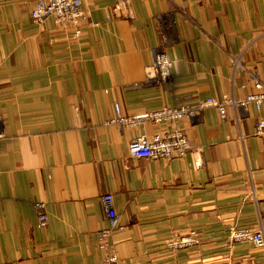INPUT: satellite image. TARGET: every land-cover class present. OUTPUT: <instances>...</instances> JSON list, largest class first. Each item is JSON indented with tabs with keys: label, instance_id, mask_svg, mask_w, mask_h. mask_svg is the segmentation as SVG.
Masks as SVG:
<instances>
[{
	"label": "crops",
	"instance_id": "0c3cea01",
	"mask_svg": "<svg viewBox=\"0 0 264 264\" xmlns=\"http://www.w3.org/2000/svg\"><path fill=\"white\" fill-rule=\"evenodd\" d=\"M39 1L0 0V264H104L108 194L126 227L111 240L121 264H264V247L228 239L264 230L254 108L238 120L228 106L224 121L210 107L180 124L192 150L175 160L129 153L165 125L109 124L116 104L139 115L253 93L233 58L264 82V0H92L79 39L72 26L36 23ZM159 53L172 63L164 83L148 81ZM190 231L193 248L168 250Z\"/></svg>",
	"mask_w": 264,
	"mask_h": 264
},
{
	"label": "built area",
	"instance_id": "2783aa9c",
	"mask_svg": "<svg viewBox=\"0 0 264 264\" xmlns=\"http://www.w3.org/2000/svg\"><path fill=\"white\" fill-rule=\"evenodd\" d=\"M92 0H40L31 12L32 19L44 25L49 19L58 24L72 26L75 29L74 39H79L82 32V24L86 19L84 4ZM235 71L244 72L253 83V93L244 99L228 98L219 101L213 98L197 99L196 102L165 106L159 110L139 115H125L119 104L115 105V117L109 121L110 125L119 127L137 128L147 124L165 125L160 132L153 136L141 135L134 137L129 145L131 157L148 160H175L184 159L192 150V145L187 136L186 130L179 125L184 122H191L200 118L201 112L207 108L214 107L218 110L222 120H226V109L233 107L238 120L247 118L250 109L254 108L259 114L255 124V136L264 139V82L260 79L257 69L249 70L239 58H233ZM172 67L171 61L166 54L159 53L153 68L149 72L148 81L156 80L158 83L167 82ZM156 74V77H155ZM198 153L200 149H198ZM198 167L202 166L200 160ZM103 207L106 213L109 227L101 229L97 233L98 248L106 253L104 264H121L118 256L113 252L111 240L115 233L126 231L120 222V217L114 208V200L111 194L102 197ZM39 216V226L47 228L49 217L46 205L42 202L35 203ZM198 233L190 231L185 234H178L172 237L166 247L171 252H179L193 248L197 243ZM228 239L231 244L251 243L256 247H264V230H252L247 228H233Z\"/></svg>",
	"mask_w": 264,
	"mask_h": 264
}]
</instances>
